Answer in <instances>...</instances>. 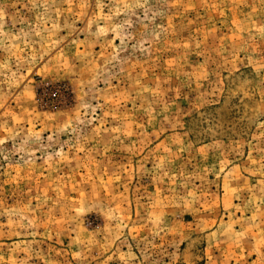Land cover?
<instances>
[{"label": "rangeland", "instance_id": "1", "mask_svg": "<svg viewBox=\"0 0 264 264\" xmlns=\"http://www.w3.org/2000/svg\"><path fill=\"white\" fill-rule=\"evenodd\" d=\"M0 264H264V0H0Z\"/></svg>", "mask_w": 264, "mask_h": 264}]
</instances>
